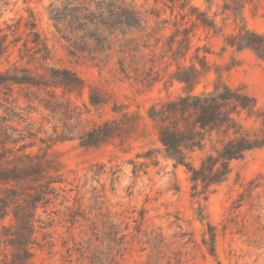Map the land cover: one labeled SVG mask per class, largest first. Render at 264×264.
Returning a JSON list of instances; mask_svg holds the SVG:
<instances>
[{
    "label": "rangeland",
    "instance_id": "obj_1",
    "mask_svg": "<svg viewBox=\"0 0 264 264\" xmlns=\"http://www.w3.org/2000/svg\"><path fill=\"white\" fill-rule=\"evenodd\" d=\"M52 1L0 0L2 26L33 9L53 49L50 64L75 70L84 80L73 91L53 85L51 78L43 85L0 86V137L6 131L18 139L10 146L30 144L28 151L59 162L55 193L37 210L32 264H264L263 188L255 191L253 204L236 202L250 180L264 175V147L234 161L228 177L197 199L187 168L165 157L158 123L148 116L152 106L160 108L185 94L184 85L170 76L178 64L200 67L196 56L208 65L195 93L213 90L221 79L244 88L264 107V60L252 49L239 51L225 43L238 29L225 7L239 1L188 0V7L216 20V31L194 16L172 11L165 0H130L145 29L128 32L123 41L133 40L107 59L84 49L80 36L56 29L49 18ZM243 16L249 28L264 33V0L246 2ZM174 21L192 29L191 44L177 60L166 42ZM157 23L161 29L154 31ZM10 51L0 71L17 61L44 72L38 62L20 61L18 47ZM92 94L97 105L91 103ZM105 122L116 123L112 135L101 132L102 139L83 145L81 137ZM246 124L258 123L251 119ZM210 150L208 142L205 150L190 152V160L198 166ZM11 222V217L0 222V264H13V247L2 226ZM208 223L216 229L214 255L204 243Z\"/></svg>",
    "mask_w": 264,
    "mask_h": 264
},
{
    "label": "trees",
    "instance_id": "obj_2",
    "mask_svg": "<svg viewBox=\"0 0 264 264\" xmlns=\"http://www.w3.org/2000/svg\"><path fill=\"white\" fill-rule=\"evenodd\" d=\"M1 1L6 3L7 0ZM238 1L236 5L227 4L225 7L238 21L237 31L229 33L225 43L239 51L252 49L264 60V33L249 28L243 16V5L256 0ZM165 3L172 11L178 9L182 16H194L204 26L216 31L219 29L216 20L206 12L194 6L188 7V0H165ZM49 8V18L56 29L80 36L83 39L81 45L97 54V59L101 54L107 59L114 52L123 51L125 42L133 40L123 41L126 34L145 29L144 19L130 0H55ZM28 12V16H20L13 22L6 21L5 26L0 24V61L10 57L12 47H18L20 61L38 62L44 72L17 65L16 61L12 67L0 71V86L43 85L46 78H51L53 85L63 86L68 91L82 88L84 80L77 71L50 64L54 59L53 49L39 30L34 10L28 8ZM173 25L175 29L166 41L167 51H171V57L177 60L186 54L191 44L192 29L184 22L174 21ZM160 27L157 23L153 30L158 31ZM180 34L182 36L179 37ZM116 42H119V48ZM175 43L178 47L174 50ZM196 57L200 67L195 62L178 64L170 76L172 82L179 81L184 85L185 94L168 100L160 108L152 106L148 116L158 123V138L165 157L172 159L174 166L187 168L192 196L200 199L206 198L228 177L234 161L264 147V107L244 88L232 87L221 79L214 84L213 90L195 93L193 90L208 65L206 60ZM100 64L97 63L98 66ZM90 100L93 105L100 103L93 94ZM139 118L137 115L136 119ZM251 119L258 124H246ZM115 128L116 123L105 122L82 136V144L91 145L102 139L101 132L105 137L110 136ZM17 141L6 131L0 137V222L11 217V224L2 226L6 241L13 247V264H32L37 210L47 205L55 193L54 183L60 181L59 162L47 153L28 151L30 144L9 145ZM208 142L212 150L195 166L190 160V152L205 150ZM259 188L264 191V175L249 181L236 201L238 205L246 199L253 204L254 193ZM207 233L209 238L204 237V243L209 245V251L214 255L216 229L210 223Z\"/></svg>",
    "mask_w": 264,
    "mask_h": 264
}]
</instances>
